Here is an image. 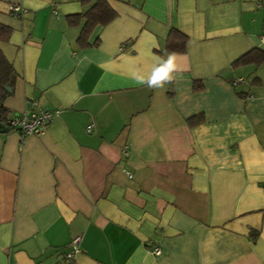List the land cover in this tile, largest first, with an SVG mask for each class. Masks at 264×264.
I'll return each instance as SVG.
<instances>
[{"label": "crops", "instance_id": "1", "mask_svg": "<svg viewBox=\"0 0 264 264\" xmlns=\"http://www.w3.org/2000/svg\"><path fill=\"white\" fill-rule=\"evenodd\" d=\"M107 1L80 47L67 17L96 0H0L8 118L59 110L40 137L2 124L0 264H61L75 237L73 264H264V62L232 67L264 52V0ZM172 28L175 78L138 85Z\"/></svg>", "mask_w": 264, "mask_h": 264}, {"label": "trees", "instance_id": "2", "mask_svg": "<svg viewBox=\"0 0 264 264\" xmlns=\"http://www.w3.org/2000/svg\"><path fill=\"white\" fill-rule=\"evenodd\" d=\"M116 17L115 12L110 8L107 0H96L95 4L84 14L68 16L67 22L70 26H76L81 19H85V25L82 28L77 44L80 47L87 45V39L91 31L96 26H105ZM11 29L0 24V44L7 43L10 39ZM188 38L178 30L170 29L166 41L164 54H183L186 52ZM264 62V52L253 49L244 54L232 64L233 68L252 64L259 67ZM18 74L14 70L12 64L6 59L0 49V123L5 124L8 113L4 109L5 101L12 95V88ZM201 85L195 83L194 90H199ZM203 121L201 116H193L187 119L186 123L192 127ZM253 240L256 234H251Z\"/></svg>", "mask_w": 264, "mask_h": 264}, {"label": "built area", "instance_id": "3", "mask_svg": "<svg viewBox=\"0 0 264 264\" xmlns=\"http://www.w3.org/2000/svg\"><path fill=\"white\" fill-rule=\"evenodd\" d=\"M11 10L15 14L20 13V8L17 6H13ZM260 41L264 43V36L260 37ZM58 115L59 110H47L38 106L36 103H32L26 111L20 114H13L10 118H7L5 126L12 131L18 132L22 137H40L44 134L52 120ZM91 129L92 125L88 127V132H91ZM122 154L126 156L127 147L122 149ZM127 176L131 178L130 174H127ZM80 241L79 237L71 240L68 250L62 256L61 264L74 263L75 256L80 253ZM152 254L158 256L160 249L158 247L153 248Z\"/></svg>", "mask_w": 264, "mask_h": 264}, {"label": "clouds", "instance_id": "4", "mask_svg": "<svg viewBox=\"0 0 264 264\" xmlns=\"http://www.w3.org/2000/svg\"><path fill=\"white\" fill-rule=\"evenodd\" d=\"M179 71L175 54H169L168 58L159 59L151 68L150 73L145 78L135 71L131 73L132 79L138 85H146L150 89L163 88L166 83H171L175 78L174 74Z\"/></svg>", "mask_w": 264, "mask_h": 264}, {"label": "water", "instance_id": "5", "mask_svg": "<svg viewBox=\"0 0 264 264\" xmlns=\"http://www.w3.org/2000/svg\"><path fill=\"white\" fill-rule=\"evenodd\" d=\"M7 131V128L0 123V132Z\"/></svg>", "mask_w": 264, "mask_h": 264}]
</instances>
